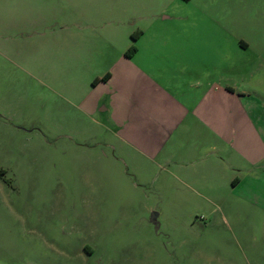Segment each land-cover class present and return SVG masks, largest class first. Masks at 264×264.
Instances as JSON below:
<instances>
[{"label": "crops", "instance_id": "crops-1", "mask_svg": "<svg viewBox=\"0 0 264 264\" xmlns=\"http://www.w3.org/2000/svg\"><path fill=\"white\" fill-rule=\"evenodd\" d=\"M261 4L0 0V42L53 103L104 130L91 137L104 157L117 152L163 200L229 196L264 212Z\"/></svg>", "mask_w": 264, "mask_h": 264}, {"label": "rangeland", "instance_id": "rangeland-1", "mask_svg": "<svg viewBox=\"0 0 264 264\" xmlns=\"http://www.w3.org/2000/svg\"><path fill=\"white\" fill-rule=\"evenodd\" d=\"M19 67L0 42V264H264V212L163 200Z\"/></svg>", "mask_w": 264, "mask_h": 264}, {"label": "trees", "instance_id": "trees-1", "mask_svg": "<svg viewBox=\"0 0 264 264\" xmlns=\"http://www.w3.org/2000/svg\"><path fill=\"white\" fill-rule=\"evenodd\" d=\"M131 37H132V39H133V38L135 37V33H132V34H131ZM133 50H134V47H133V46H130V47L127 48V50L124 52V54H125V55H128V54L132 53Z\"/></svg>", "mask_w": 264, "mask_h": 264}, {"label": "water", "instance_id": "water-1", "mask_svg": "<svg viewBox=\"0 0 264 264\" xmlns=\"http://www.w3.org/2000/svg\"><path fill=\"white\" fill-rule=\"evenodd\" d=\"M156 213L155 212H151L150 216H149V220L154 223L156 225Z\"/></svg>", "mask_w": 264, "mask_h": 264}]
</instances>
